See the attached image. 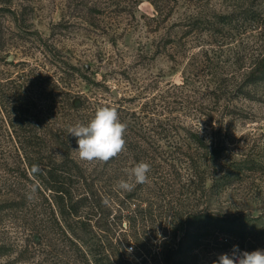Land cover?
Returning <instances> with one entry per match:
<instances>
[{"label": "rangeland", "instance_id": "rangeland-1", "mask_svg": "<svg viewBox=\"0 0 264 264\" xmlns=\"http://www.w3.org/2000/svg\"><path fill=\"white\" fill-rule=\"evenodd\" d=\"M263 58L264 0H0V184L17 173L1 166L18 161L27 140L19 128L51 131L48 155L67 157V146L91 171L73 151L77 138L66 135L65 145L54 133L111 106L127 125L126 144L111 188L94 181L112 195L94 223L102 217L118 232L137 225L154 241L153 229L164 239L176 233L180 264H213L234 246L264 250V78L253 81ZM192 133L217 152L198 148ZM141 161L148 182L119 189ZM70 183L76 200L80 183ZM35 191L41 217L53 203L50 191ZM14 197L0 185V202ZM11 217L0 219V246L19 244L0 250V264H57L37 236L35 253L19 254L31 227Z\"/></svg>", "mask_w": 264, "mask_h": 264}, {"label": "trees", "instance_id": "trees-1", "mask_svg": "<svg viewBox=\"0 0 264 264\" xmlns=\"http://www.w3.org/2000/svg\"><path fill=\"white\" fill-rule=\"evenodd\" d=\"M253 74V81L264 78V58L256 66ZM6 96L4 99L9 105L8 95ZM16 106L15 104L9 105L10 112ZM22 110L17 107L16 113L17 115L19 113V117L22 116ZM34 116L37 121L41 120L37 114ZM90 119L91 115L89 114L85 124ZM27 122L29 125V118ZM19 131L25 135L27 140H25V145L19 147L18 161L13 163L7 161L1 166L8 171L11 168L17 169L16 175H11L14 177L10 181V185L13 187L3 184L8 181V178L4 181L1 179L3 183L0 184L2 189L8 188L11 192H15L16 196L0 202L1 221L3 219L12 220L11 216H13L16 220H22L24 226L31 227L29 237L23 239L26 243L21 246L19 254L26 255V258L29 254H34L36 250L34 237L37 236L40 243L39 251L51 255L53 261L57 259V264H76L75 261L82 262L81 264H157V262H152L157 259H163L167 264L181 263L174 257L179 253L180 247L183 246L181 242L176 241V233L171 236L172 240L168 237L162 241H154L146 239L147 237L144 235L147 233V229H143L142 233L137 225L130 226L129 231L118 232L117 229L113 231L111 228L105 227L104 224H98V220L100 222L102 217H99L94 223L91 216L95 214V211L99 212L105 201L106 203L107 201L110 202L109 198L112 197L110 189H106L104 185L100 187L94 181L99 179L110 187L109 183L112 178L109 172L113 158L106 163L100 161L87 163L93 166H90L91 171H88V166L74 156H69L70 150L67 146L65 147L67 157L58 159L54 155H48L50 148L47 139H49L48 135L51 137V131H43L38 128L28 129L24 133L19 128ZM57 133H54L56 141L65 145L66 135L68 138H74L68 132L60 131ZM191 140L200 149H206L211 153L217 152L216 148L209 150L206 140L194 133L191 134ZM174 152L179 156L187 157L190 163L198 160L197 155L192 156V153L183 147H175ZM99 173L100 177L96 178L95 176ZM2 177H6V175H0V178ZM70 181L80 183V197L76 200L74 191H71ZM35 190L42 193L50 191L48 197L52 199L53 203L52 210L46 211L45 215L42 214L41 217L37 211V205L33 201ZM123 202L121 204H124ZM85 211L87 212L86 215L82 214ZM220 229L224 230L225 228L221 227ZM153 232L157 236V229H153ZM165 232L167 233V230ZM18 244L3 243L0 250L4 254L11 250V246ZM127 249H132V251L128 252Z\"/></svg>", "mask_w": 264, "mask_h": 264}, {"label": "clouds", "instance_id": "clouds-1", "mask_svg": "<svg viewBox=\"0 0 264 264\" xmlns=\"http://www.w3.org/2000/svg\"><path fill=\"white\" fill-rule=\"evenodd\" d=\"M126 128L127 125L120 121L115 107L102 106L96 110L88 124L77 123L68 128V133L77 138L78 149L73 151L79 153L81 160L106 163L124 150ZM149 171L150 165L141 161L130 169L129 180L121 179L117 182V187L123 191H132L137 184L148 182ZM157 237L164 239L159 232ZM127 251L131 252L132 249ZM213 264H264V250L241 252L238 246H234L231 255L221 254L218 262L214 261Z\"/></svg>", "mask_w": 264, "mask_h": 264}, {"label": "water", "instance_id": "water-1", "mask_svg": "<svg viewBox=\"0 0 264 264\" xmlns=\"http://www.w3.org/2000/svg\"><path fill=\"white\" fill-rule=\"evenodd\" d=\"M10 59H12V57H10ZM116 94V93H115Z\"/></svg>", "mask_w": 264, "mask_h": 264}]
</instances>
